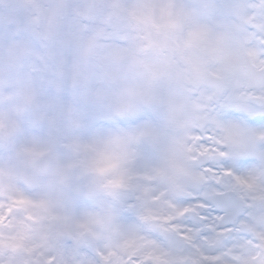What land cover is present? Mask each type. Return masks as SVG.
<instances>
[{"label":"clouds","instance_id":"clouds-1","mask_svg":"<svg viewBox=\"0 0 264 264\" xmlns=\"http://www.w3.org/2000/svg\"><path fill=\"white\" fill-rule=\"evenodd\" d=\"M0 264H264V0H0Z\"/></svg>","mask_w":264,"mask_h":264},{"label":"snow or ice","instance_id":"snow-or-ice-1","mask_svg":"<svg viewBox=\"0 0 264 264\" xmlns=\"http://www.w3.org/2000/svg\"><path fill=\"white\" fill-rule=\"evenodd\" d=\"M185 211H187V209H185Z\"/></svg>","mask_w":264,"mask_h":264}]
</instances>
